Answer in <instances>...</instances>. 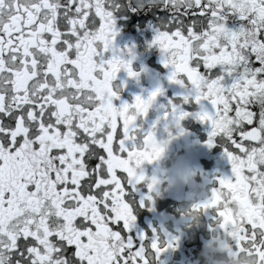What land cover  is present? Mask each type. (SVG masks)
Segmentation results:
<instances>
[{"label": "snow or ice", "instance_id": "1", "mask_svg": "<svg viewBox=\"0 0 264 264\" xmlns=\"http://www.w3.org/2000/svg\"><path fill=\"white\" fill-rule=\"evenodd\" d=\"M141 10L182 89L147 128L164 88L117 106L113 84L139 75L115 41ZM189 116L231 165L191 211L264 264V0H0V264H154L179 238L131 235V194L154 189L160 121Z\"/></svg>", "mask_w": 264, "mask_h": 264}, {"label": "flooded vegetation", "instance_id": "2", "mask_svg": "<svg viewBox=\"0 0 264 264\" xmlns=\"http://www.w3.org/2000/svg\"><path fill=\"white\" fill-rule=\"evenodd\" d=\"M162 15L153 10H141L135 13H125L117 20L119 34L116 37V46L135 45V59L132 61L133 70L139 73L137 77H130L121 70L115 81L114 87H118L120 95L114 103L119 106L121 101L131 103L136 95L147 96L154 88L161 86L164 94L157 98L156 104L149 112L143 126L148 127L153 120L163 112L162 105H167L169 99H177L182 89L179 85L168 81L169 69L161 62L160 50L149 47L153 39L152 27L157 23V17ZM185 110L196 111L198 106L185 105ZM140 122V121H138ZM183 135L178 142L174 143L173 151L187 155L197 169L196 186L204 195L193 196L192 189L185 186L177 192L169 191L164 196L156 195L154 189L150 192L147 183L137 185L131 194L135 200L134 214L136 221L131 229V235L146 233L149 237L155 235L166 240L178 237L175 247L163 252L154 264H197L199 253L204 243L216 232L214 214L210 210L201 213L196 218L188 216L185 207L193 202L201 201L212 187L214 178L219 175H230V162L224 157L223 149L219 142L209 148L205 143L208 139L210 124L202 123L192 116L181 121ZM158 135L163 134L160 129ZM146 176H159L165 174V169L159 161L143 165ZM151 196V199L148 197ZM143 200V206L140 201Z\"/></svg>", "mask_w": 264, "mask_h": 264}, {"label": "clouds", "instance_id": "3", "mask_svg": "<svg viewBox=\"0 0 264 264\" xmlns=\"http://www.w3.org/2000/svg\"><path fill=\"white\" fill-rule=\"evenodd\" d=\"M160 129L163 130V134L158 135ZM182 135L181 123L172 119L161 120L156 129V142L163 149L156 161H159L165 169L164 175L152 176L155 177L154 191L158 196H164L172 190H182L185 186L192 189L193 196L204 195L196 186L197 169L193 161L187 155L173 151L174 143L178 142ZM197 202L185 207L186 214L192 218L198 216L191 211L192 206ZM197 264H259V262L255 255L235 253L232 236L216 231L204 243Z\"/></svg>", "mask_w": 264, "mask_h": 264}, {"label": "water", "instance_id": "4", "mask_svg": "<svg viewBox=\"0 0 264 264\" xmlns=\"http://www.w3.org/2000/svg\"><path fill=\"white\" fill-rule=\"evenodd\" d=\"M173 191L177 192V190H173Z\"/></svg>", "mask_w": 264, "mask_h": 264}]
</instances>
